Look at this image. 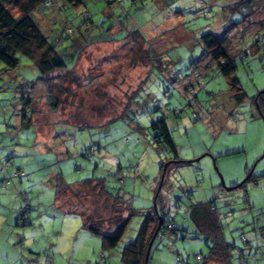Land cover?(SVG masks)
Listing matches in <instances>:
<instances>
[{
  "label": "rangeland",
  "instance_id": "obj_1",
  "mask_svg": "<svg viewBox=\"0 0 264 264\" xmlns=\"http://www.w3.org/2000/svg\"><path fill=\"white\" fill-rule=\"evenodd\" d=\"M83 1L81 9L69 5L58 9L60 1L54 0L53 7L37 9L35 17L49 36L59 32L62 37L63 28L79 25L86 38H101L114 23L110 36L127 39L86 46L70 77L69 92L55 110L36 113L34 121L30 107L23 118L21 97L29 96L35 106L43 92L39 70L21 54L15 68L0 61V160L6 158L4 173L21 168L26 174L0 182L2 187H12L18 197L17 208L7 210L18 234H9V245L1 242L0 264H123L120 251L135 238L143 213L152 206L160 166L165 163L166 183L158 206L165 207L167 217L176 218L178 224L186 222V204L211 200L229 239L239 246L243 232L256 245L250 225L237 224L264 210V175H260L264 156L259 159L264 151V118L251 102L264 88V42L258 46L249 42L247 63L235 58L236 74L247 93L237 103L200 35L206 31L221 35L228 24L250 11L239 28L251 37L263 17L264 4L258 9L253 0H245L235 9L231 7L240 0H110L109 7L107 0ZM82 9L88 10L92 23L83 19ZM118 22L127 28L117 31ZM232 28L228 51L235 55L241 47L238 31ZM131 30H137L142 43L131 39ZM64 40L55 45L62 46ZM142 44L148 56L138 55ZM63 57L70 65L71 58ZM99 58L104 62L93 64ZM177 107L183 109L175 112ZM72 112L73 121L56 120ZM163 116L178 159L189 162L172 161L174 153L154 137L156 129L150 124ZM251 169L260 175L257 183L248 181L227 194L224 187L241 182ZM4 173L0 170V177ZM58 174L71 184L87 178L102 180L135 212L114 247H104L101 236L82 225V214L69 209L78 205L84 213L107 216L112 213L109 201L96 189L77 186L54 202ZM244 188L252 212L244 208ZM3 204L0 208L6 212ZM22 207H27L29 218L25 225L17 223ZM187 231L185 237L169 234L168 243L153 250L152 264L158 259L165 264H195L194 254L205 253L207 242L203 235ZM177 256L182 260L177 261ZM245 260L251 263L253 258ZM255 260L264 264V257Z\"/></svg>",
  "mask_w": 264,
  "mask_h": 264
},
{
  "label": "trees",
  "instance_id": "obj_2",
  "mask_svg": "<svg viewBox=\"0 0 264 264\" xmlns=\"http://www.w3.org/2000/svg\"><path fill=\"white\" fill-rule=\"evenodd\" d=\"M59 1L60 4H58V9L65 5L73 6L75 9H81L84 5L83 0ZM244 1L245 0H240L239 3H234L231 8H240L242 6L241 3ZM253 1L258 4V9L261 7V3L264 4V2H262L264 0ZM106 2L110 7V0ZM53 5L54 0H0V61L8 68H15L19 65L20 60L17 54H21L29 58L39 70L37 79L43 85V92L40 100L37 101L34 106L31 104L29 96L27 98L25 96L21 97L23 101L21 107L23 118L26 116V111L31 107L30 111H28L33 115L34 121L36 120V113L55 110L60 106L62 96H66L69 92L70 77L72 74H75L73 69L80 59L81 52H83L86 46L94 42L110 40L123 41L127 39L124 35L119 39L114 38L112 35L110 36L114 23L109 26L105 36L101 38L97 36L93 39L86 38L84 27L79 25L77 27H62L65 32V35L62 37L59 32L58 34L49 36L46 33L47 31L35 17L34 12L42 7H53ZM254 7L252 10H255L256 7ZM248 12L243 14L242 20L231 22L230 25L228 24V27H225L221 35H217L212 31H206L200 35L201 44L217 66V71L227 78L231 93L230 96L237 103L243 102L247 98V93L236 74L235 70L237 66L235 58L242 63H247L245 59L250 53L249 48L251 45L249 42H251V44L256 43L257 46L264 42V14L263 17L256 22L259 27L255 35L249 37V32L240 30L239 25L246 19ZM81 13L84 20L92 23V18L87 16L88 10L82 9ZM235 24L236 26L234 28ZM243 24L245 25V22ZM247 25L249 26L248 23ZM124 28H127L126 24L118 22L117 31H122ZM231 28L234 33L238 31L237 37L240 41L239 47H241L235 55H231L228 51L229 43L231 39L233 40V37H231L232 33H230ZM128 35L132 40H135V43L143 42V38L137 30L128 31ZM62 38L65 39L63 45L60 47L56 46L55 43ZM138 50V55L142 56L145 54L148 56V49L143 44L138 47ZM63 54L71 58L72 62L70 65L65 62ZM100 60L104 62L102 58H99L97 62L93 64L99 63ZM259 91L251 97V102L258 113V110L261 111L263 114L262 117L264 118V91ZM28 92L30 91L28 90ZM131 95L132 93L128 96L126 106L130 104L129 98L132 97ZM41 101L43 104H40ZM181 109H183V107H177L175 112H179ZM68 119L74 120L73 112L69 113L67 118L63 117V119L56 120L59 122H67ZM31 122L32 118L30 117L29 123ZM150 126H152V129H156L154 137H158L157 140L163 141L174 153L175 159L172 161L184 163L190 161L178 159L171 130L164 116L157 118ZM5 159L3 158L0 160V170L3 171V173L4 168L8 166ZM162 169L163 164L160 166V173ZM166 170L167 167L161 187L158 189L157 184L154 190L155 206L152 204L150 209L143 213V218L135 238L128 242L120 251V260L123 264H144L149 242L156 229L157 231L150 245L146 264H152L153 250L158 249L162 244H167L169 240L167 241L166 237L169 234H172L176 238L179 236L185 237V235L188 234L187 230L193 231L195 235H203L207 242V250L205 253L196 252L194 254L195 264H234V260L235 264H257L258 262H256L255 258L264 257V210L254 213L251 218H241L243 221L239 220L238 222L240 224H237L238 226L245 224L250 225V229L253 231V236L256 239V245H253L251 239L247 238L243 232L239 234V238L242 241L239 246L236 245L233 240H230L229 236L225 233V224L222 221L221 214L216 211V207L211 200H198L197 202L186 204V213L189 214V219L186 218V222L180 221V224H178L176 218L167 217L164 214L165 207L158 206V202L161 198V189L166 183ZM251 171L252 170L247 171L248 176H246L245 180L237 187L232 189L224 187V190L228 192L227 194H230L229 192L234 189L244 187L245 183L248 181L257 183L258 177L264 175V173L260 175L254 174ZM23 175H26L24 174V170L17 168L11 173H4L3 176L0 177V182L2 183L3 180L8 181V179H11L13 176L22 177ZM77 186L91 190L96 189L99 195L109 201V205L112 207V213L107 216L102 213L96 216L92 215L90 212L84 213L81 209H78V205H74L73 208L69 209L82 214V225L90 232L100 235L104 247H114L124 235L130 218L135 212L130 208L128 209L127 203L122 200L120 194L113 195L102 180L87 178L83 179L81 182L71 184L64 181L59 174L56 175L54 202L62 197L66 198L67 193L72 191L73 187ZM243 195V201L246 203L244 208L252 212L253 204L248 198L247 188H244ZM231 196L230 198H232ZM116 207L118 208L116 209ZM26 208L27 207H22L17 223L20 222L22 225H25L29 221V218L25 216L27 213V211H25ZM184 223H186V225ZM236 248L238 253L234 255V249ZM259 250H261V252H259ZM247 256L253 258L251 263L245 260ZM176 259L177 261L182 260L179 256H177ZM158 261L159 262L156 264H165L162 260L158 259Z\"/></svg>",
  "mask_w": 264,
  "mask_h": 264
},
{
  "label": "crops",
  "instance_id": "obj_3",
  "mask_svg": "<svg viewBox=\"0 0 264 264\" xmlns=\"http://www.w3.org/2000/svg\"><path fill=\"white\" fill-rule=\"evenodd\" d=\"M12 187L8 188L7 187H2L0 186V204L2 205L3 203L1 202V198L4 196V204L6 208V212L2 211L0 208V231H3L4 233L0 232V244L1 242L4 243L5 245H9V235L11 232H14L18 234V231L16 228L12 227L13 225L10 223V214H8L7 210L10 208L14 207L17 208L18 201L16 202V199L18 200V197L16 193H14L11 189ZM10 196L9 200H6V197ZM3 195V196H2ZM58 202V200H57ZM59 203H62V201H59ZM67 211V210H65ZM1 249V248H0Z\"/></svg>",
  "mask_w": 264,
  "mask_h": 264
},
{
  "label": "water",
  "instance_id": "obj_4",
  "mask_svg": "<svg viewBox=\"0 0 264 264\" xmlns=\"http://www.w3.org/2000/svg\"><path fill=\"white\" fill-rule=\"evenodd\" d=\"M261 91H264V88H263V89H260L259 92H261ZM258 109H259V108H258ZM258 111H259L260 115L263 116V114L261 113V111H260V110H258ZM262 156H264V151H263L262 154L260 155L259 159H260ZM197 158H199V157H197ZM255 163H256V162H255ZM255 163H254V164H255ZM166 165H167V163H165V164L163 165V169H162V172H161V175H160V179H159V183H158V189L161 187L162 180H163L164 173H165V167H166ZM253 166H254V165H253ZM252 168H253V167H252ZM251 170H252V169H251ZM247 176H248V174H247ZM244 180H245V179H243L241 182H239V183H237V184H235V185H233V186H228V187L226 186V188H228V189L235 188V187H237L238 185H240ZM153 198H154L153 204H154V206H155V195H154ZM157 228H158V227H157ZM156 231H157V229L155 230V232H154V234H153V236H152V238H151V240H150V242H149V245H148V248H147V251H146V257H145V262H144V264H146V260H147V257H148L149 248H150V245H151V243H152V241H153V238H154V236H155Z\"/></svg>",
  "mask_w": 264,
  "mask_h": 264
}]
</instances>
